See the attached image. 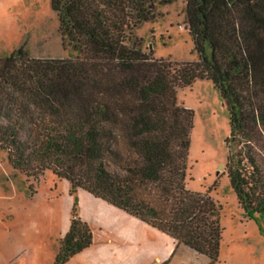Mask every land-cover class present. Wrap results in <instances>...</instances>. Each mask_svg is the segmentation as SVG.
Wrapping results in <instances>:
<instances>
[{
	"label": "trees",
	"instance_id": "16d2710c",
	"mask_svg": "<svg viewBox=\"0 0 264 264\" xmlns=\"http://www.w3.org/2000/svg\"><path fill=\"white\" fill-rule=\"evenodd\" d=\"M171 0H51L68 57H0V148L50 169L215 262L222 206L187 187L194 112L178 88L210 80L229 110L225 168L244 213L264 212V0H185L196 59L143 49L135 30ZM236 147V148H235ZM94 241L72 217L54 264Z\"/></svg>",
	"mask_w": 264,
	"mask_h": 264
},
{
	"label": "rangeland",
	"instance_id": "374dc122",
	"mask_svg": "<svg viewBox=\"0 0 264 264\" xmlns=\"http://www.w3.org/2000/svg\"><path fill=\"white\" fill-rule=\"evenodd\" d=\"M135 33L143 49L158 57H197L185 27V0L158 3L156 18ZM22 45L33 57L70 55L51 0H0V57ZM178 101L194 112L187 187L209 192L222 206L218 261L83 189L72 190L50 169L38 175L15 169L0 148V264H54L75 216L90 224L94 241L66 264H264V212L244 213L226 173L230 123L224 99L210 80L197 79L178 88Z\"/></svg>",
	"mask_w": 264,
	"mask_h": 264
},
{
	"label": "water",
	"instance_id": "95a60500",
	"mask_svg": "<svg viewBox=\"0 0 264 264\" xmlns=\"http://www.w3.org/2000/svg\"><path fill=\"white\" fill-rule=\"evenodd\" d=\"M223 166V164H221Z\"/></svg>",
	"mask_w": 264,
	"mask_h": 264
}]
</instances>
